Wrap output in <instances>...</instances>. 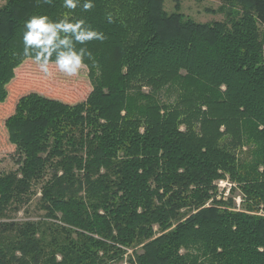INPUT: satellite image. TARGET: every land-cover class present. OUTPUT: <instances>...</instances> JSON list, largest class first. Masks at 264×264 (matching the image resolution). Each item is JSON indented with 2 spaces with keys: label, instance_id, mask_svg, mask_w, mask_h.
<instances>
[{
  "label": "trees",
  "instance_id": "16d2710c",
  "mask_svg": "<svg viewBox=\"0 0 264 264\" xmlns=\"http://www.w3.org/2000/svg\"><path fill=\"white\" fill-rule=\"evenodd\" d=\"M223 1L243 10L231 24L198 22L180 5L169 12L165 0L0 7V103L33 58L23 43L32 16L83 20L104 35L74 42L89 54L84 101L30 93L5 120L19 167L0 174V264H110L125 248L129 264H264V0ZM49 168L42 208L69 227L3 221ZM226 176L241 211L215 196ZM50 230L59 236L49 241Z\"/></svg>",
  "mask_w": 264,
  "mask_h": 264
},
{
  "label": "rangeland",
  "instance_id": "374dc122",
  "mask_svg": "<svg viewBox=\"0 0 264 264\" xmlns=\"http://www.w3.org/2000/svg\"><path fill=\"white\" fill-rule=\"evenodd\" d=\"M7 1L8 0H0V7L4 6ZM177 5H180L181 10L187 16L192 17L198 22L226 21L231 24L233 20L239 19L243 13L239 4L231 5L229 3H224L223 0H165V9L169 12H173L177 9ZM261 29L264 30V26H261ZM83 64L84 66L75 76H69L61 72L53 62H50L49 65L51 75H46L40 70L39 63L34 58H27L16 68L15 78L7 86L8 98L0 103V174L15 171L19 167V153L16 150V145L13 144L9 138L5 120L14 113L15 105L20 97L30 93H38L73 104L84 101L93 90V85L89 77V66L85 63ZM164 99H169L165 92ZM183 128L184 126H182V129ZM245 149L246 147L244 150ZM244 157L247 158L246 155H244ZM48 171V175L44 180L36 182L33 185L31 199L24 203L16 204L15 202L11 204V208L8 209L7 217L3 218V221H15L21 225L27 221L41 220L54 222L59 225L66 224L65 222L51 219L47 216V211L42 208L41 187L43 182L52 174V169L49 168ZM214 184L217 187L215 193L217 199L228 200L229 198H233L234 201L232 202L233 204H231L233 206L231 210L241 211L245 208V205H243L242 193L238 189L237 183L230 177L226 176V178L217 179ZM213 199V197L210 198L206 205H213ZM17 205H19V207L15 208ZM183 211L186 212L187 209L183 208ZM262 211L263 210H261L260 213L264 214ZM66 225L69 227L68 224ZM155 230L159 233L158 225L155 226ZM53 234L59 236V233L56 234L50 230L46 239L49 241L52 240ZM64 236L65 234H61V238ZM73 236L78 237V234L73 233ZM0 245L5 246V242ZM125 250L128 252L125 253L123 259L115 262L112 260L110 264H128V254L133 251V248H125ZM16 254L21 255L19 251H17ZM63 258V252H56L57 261H62ZM13 264H19V262H14ZM30 264L36 263L32 262Z\"/></svg>",
  "mask_w": 264,
  "mask_h": 264
},
{
  "label": "clouds",
  "instance_id": "9594fccd",
  "mask_svg": "<svg viewBox=\"0 0 264 264\" xmlns=\"http://www.w3.org/2000/svg\"><path fill=\"white\" fill-rule=\"evenodd\" d=\"M64 4L67 8L75 9L78 0H64ZM92 7V0H86L83 4L84 10ZM83 25V20L75 23L68 22L67 19L53 22L47 16H32L25 22L24 55H32L46 75H51L50 62L69 76L77 75L84 66V57L89 54L85 48L77 50L74 42L84 44L93 39H104L103 33ZM53 55L55 60L51 61Z\"/></svg>",
  "mask_w": 264,
  "mask_h": 264
},
{
  "label": "built area",
  "instance_id": "2783aa9c",
  "mask_svg": "<svg viewBox=\"0 0 264 264\" xmlns=\"http://www.w3.org/2000/svg\"><path fill=\"white\" fill-rule=\"evenodd\" d=\"M129 264V263H128Z\"/></svg>",
  "mask_w": 264,
  "mask_h": 264
}]
</instances>
